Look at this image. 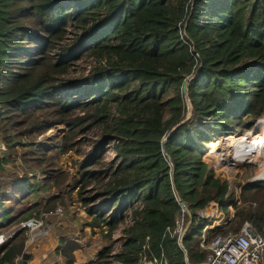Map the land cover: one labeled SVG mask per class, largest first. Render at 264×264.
I'll return each instance as SVG.
<instances>
[{
    "label": "trees",
    "instance_id": "trees-1",
    "mask_svg": "<svg viewBox=\"0 0 264 264\" xmlns=\"http://www.w3.org/2000/svg\"><path fill=\"white\" fill-rule=\"evenodd\" d=\"M83 57L94 65L69 79V68ZM262 116L264 0H0V139L8 146L0 154V235L36 212L67 206L64 194L41 196L68 178L52 161L77 147L84 131L101 128L102 140L79 164L67 197L77 191L90 218L86 227L105 231L109 240L128 210L133 224L121 250L102 249L97 264H139L162 254L168 264H185L177 236L166 233L179 217L188 221L179 201L191 215L182 245L188 263L200 264L207 253L200 242L225 235V228L207 230L202 239L203 224L194 239L196 212L211 202L226 212L231 206L230 230L237 233L247 221L261 231L264 201L257 194L264 182L239 185L237 199V191L202 161L194 138L210 145L206 132L229 137L236 129L250 131ZM53 126L66 128L58 144L22 152V169L32 171L27 164L35 162L46 179L18 178L1 165L18 155L20 140ZM112 140L116 158L105 163ZM30 194L38 198L33 209L24 204ZM249 202L254 210L245 207ZM27 240L24 230L7 240L0 264H16ZM58 242L62 264H75L80 244Z\"/></svg>",
    "mask_w": 264,
    "mask_h": 264
},
{
    "label": "rangeland",
    "instance_id": "rangeland-1",
    "mask_svg": "<svg viewBox=\"0 0 264 264\" xmlns=\"http://www.w3.org/2000/svg\"><path fill=\"white\" fill-rule=\"evenodd\" d=\"M71 40L72 35L69 36L67 43H71ZM93 65L94 61L91 58L83 57L69 68L67 77L69 79L82 77L88 73ZM190 117L191 107L188 106L186 119L189 120ZM262 119H264V117L259 119V121L256 122V125H254L255 127H253L250 131L236 129L233 135L229 137L222 136L219 137L220 139H217L206 132L207 139L211 140L210 145L200 143L197 138H194V140L197 142L198 147L201 148L202 161L206 163L211 170L214 171L216 176H224L225 178H228L230 180V182H228L230 187L228 186V188L231 191H237V199L239 194V185L242 186L247 183L264 182V126H260V122ZM65 133L66 128L64 126H53L47 133H44L39 137L30 140L23 138L22 140H20V144H17L15 147L18 155L12 153L10 155V160L7 163L2 162L1 165L9 169V172L16 174L18 178L33 177L38 181L44 180L46 179V176L43 175L42 170H39V166L37 165V163L29 162L27 164L28 167H32V171L26 172L22 169L23 167H25L22 159V152L26 150L28 151L30 149H28L29 145H32V147H36L39 145H43L44 147H51L54 144H58ZM230 138H232V141H230ZM240 139H247V143H245V145L235 146V144L240 141ZM101 140V128H93L91 130L84 131V133L80 134L75 140L80 142L77 147H75L67 154L59 155L57 156V158L53 159L52 163L56 165V168L66 172L68 174V178L65 182V185H63L60 189L53 188L50 191L41 194V196L50 197L52 195H58L60 193L64 194L63 197L66 199L67 206L58 207L63 210L62 218H58L56 216L45 218L44 213L40 214L38 212H36L34 216L31 217L43 219L45 226H49L50 230L48 233L49 236L47 235L46 237H43L41 239L34 240L32 244L28 246L26 251L33 255V260L30 261L29 264H59L58 261L60 257L56 255V249L57 247H59L58 240L60 238L74 239L80 244L81 248L80 251L78 250V253L76 254L75 264H97L98 253L109 245H112L111 254H116L121 250V245L127 231V229L124 227L123 221L119 223L117 230L113 233L111 239L109 240L104 237L105 233H102L99 229H96L94 232H92L91 230L89 231V229H85V225L89 220V216L86 214L84 208H81L80 203L77 202V191L72 192L71 190V196L69 198L67 197L69 189H72L73 187L74 180L79 178V164L85 161L91 155V153L95 150L97 143ZM116 144L117 142L115 140H112L107 144L104 153L105 163H110L113 160H111L110 154H115ZM219 144H222L223 147L229 146L228 153H231L232 155L225 157V153H227V150H225L223 153L215 152L216 146ZM2 146L5 148V150L1 149ZM7 147V144L0 139L1 155L8 151ZM239 149L241 151H239ZM50 151V157L56 156L54 155L56 153L55 151ZM226 159L228 160L227 162H231L232 165L225 166L223 163ZM40 166L41 169H43L45 167V164L42 163ZM257 197L260 200L264 201V189L257 194ZM25 198V207L29 209H33L35 207V204L38 203V198L35 197V195L30 194ZM247 206H250L252 210L256 208V204L254 202H249L245 207ZM236 207H244L240 199L237 201ZM231 208L235 213V208ZM130 212L131 210H128L124 214V217ZM230 213L231 211L229 210V208L228 212H226V210L221 209V207H215L210 203L205 209L196 212V220L198 222L193 224L192 231H196L197 229L198 230L194 235V239H196L199 233H201V225H208L202 230L203 235V233L208 229L207 227L217 225L220 222L226 223L225 221ZM186 216L188 217V221L185 223L184 220L186 218L183 219L184 230L188 229L191 225L189 223L191 219L190 211L189 216ZM233 216L231 221L223 226L225 228L224 234L236 233L235 231L229 229L231 223L234 222ZM2 218L3 217L0 216V225L3 223ZM21 222L12 226L7 231H2L1 233L5 234L14 231ZM60 224H65V226H63L62 228H58V225ZM26 235H28L27 231ZM1 241L2 240L0 239V242ZM37 246H40L39 249L41 250V252H38ZM185 259H187L188 262L187 254L185 255Z\"/></svg>",
    "mask_w": 264,
    "mask_h": 264
},
{
    "label": "built area",
    "instance_id": "built-area-1",
    "mask_svg": "<svg viewBox=\"0 0 264 264\" xmlns=\"http://www.w3.org/2000/svg\"><path fill=\"white\" fill-rule=\"evenodd\" d=\"M2 150L5 148L2 146ZM109 156V153H108ZM111 160L116 158L115 154H110ZM112 160V161H113ZM111 161V162H112ZM221 168V167H219ZM224 172V171H223ZM221 182H230L228 178L224 176L219 177ZM228 186L230 187L229 183ZM211 205L218 207V204L211 202ZM231 211L230 215L227 216L226 223H218L216 227H221L231 221L234 211L228 206ZM182 213L187 215L184 210ZM56 216L62 218L63 210L61 208L56 209L54 212L45 214L44 217ZM189 216V215H188ZM124 227L128 229L133 224L131 212L124 217ZM183 220L179 217L175 221L173 229L167 228L166 233L171 236H177L178 245L182 242L186 229H183ZM208 228V227H207ZM28 232L29 242L46 237L49 233L50 227L45 226L43 219L30 218L19 224V226L12 232H8L0 235V247L13 235L19 231ZM105 230V228L103 229ZM207 231V230H206ZM104 233H106L104 231ZM205 233V232H204ZM203 233V234H204ZM204 239V235L202 236ZM200 247L207 251L204 260L200 264H264V229L258 231L251 222H244L237 233H228L225 235H217L210 243L205 245L204 240L200 242ZM147 245L144 246V249ZM19 258L15 260L17 263ZM139 264H168L167 258L162 254L160 258H153L152 260H146L145 257L141 258ZM185 264H189L185 262Z\"/></svg>",
    "mask_w": 264,
    "mask_h": 264
},
{
    "label": "water",
    "instance_id": "water-1",
    "mask_svg": "<svg viewBox=\"0 0 264 264\" xmlns=\"http://www.w3.org/2000/svg\"><path fill=\"white\" fill-rule=\"evenodd\" d=\"M190 80L191 79H189V80H187V81H185L184 83H183V86H182V94H183V96L184 97H187V86H188V84H189V82H190ZM186 103H187V107L188 106H190V103H189V100L187 99L186 100ZM191 107V106H190ZM262 117H264V116H262ZM261 117V118H262ZM260 118V119H261ZM186 121H187V119H186ZM259 121V120H258ZM257 121V122H258ZM256 125V124H255ZM255 127V126H254ZM177 128V127H176ZM176 128H174L173 130H175ZM165 141V140H164ZM163 141V142H164ZM162 148H163V145H162ZM179 207L181 208V210H184V212L187 214V215H189V210L187 209V207H186V205L182 202V201H179ZM189 223H191V219H190V221H189ZM187 230V229H186ZM185 234V233H184ZM182 240V239H181ZM179 246H180V248H181V250L184 252V256L186 255L185 253V250H184V247H183V245H182V242L179 244ZM33 259V255L31 254V253H28L27 251H26V249H24L23 250V252H22V254H21V257H20V260L17 262V264H29L30 263V261ZM185 262H187V259H185L184 260Z\"/></svg>",
    "mask_w": 264,
    "mask_h": 264
},
{
    "label": "bare ground",
    "instance_id": "bare-ground-1",
    "mask_svg": "<svg viewBox=\"0 0 264 264\" xmlns=\"http://www.w3.org/2000/svg\"><path fill=\"white\" fill-rule=\"evenodd\" d=\"M230 141H232V138H230ZM245 143H247V139L245 140V139H240V141H238L236 144H235V146H241V145H245ZM233 145V144H232ZM228 149H229V146H225V147H223L222 146V144H219V145H217L216 146V149H215V152H217V153H223L225 150H227V153H225V157H227V156H231L232 154L230 153H228ZM231 150H233V149H231ZM233 151H235V150H233ZM232 151V152H233ZM239 151H241L240 149H239ZM218 156V155H217ZM228 160L226 159V160H224V165L226 166V165H232L231 164V162H227ZM230 163V164H229ZM2 240V239H1Z\"/></svg>",
    "mask_w": 264,
    "mask_h": 264
},
{
    "label": "crops",
    "instance_id": "crops-1",
    "mask_svg": "<svg viewBox=\"0 0 264 264\" xmlns=\"http://www.w3.org/2000/svg\"><path fill=\"white\" fill-rule=\"evenodd\" d=\"M217 211H218V209H217ZM63 217V216H62ZM89 220H90V218H89ZM89 220H88V222H89ZM87 222V223H88ZM86 223V224H87ZM218 223V222H217ZM63 226H65V224H60V225H58V228H62ZM216 226L214 225V226H209L208 227V229L207 230H212L213 228H215ZM221 227H223V226H221ZM85 229L87 230V229H89L88 227H86V225H85ZM89 231H90V229H89ZM49 236V235H48ZM28 237V236H27ZM32 243L31 242H29V240L25 243V248L24 249H26L27 250V248H28V246L29 245H31ZM37 248H38V252H41V250L39 249L40 248V246H37ZM58 248V247H57ZM57 250V249H56ZM80 251V250H79ZM78 253V251H76L75 253H74V255H75V258H76V254ZM20 260V259H19ZM33 260V259H32ZM31 260V261H32ZM58 263L59 264H62V258H59V261H58ZM17 264V263H16ZM76 264H80V263H76Z\"/></svg>",
    "mask_w": 264,
    "mask_h": 264
}]
</instances>
